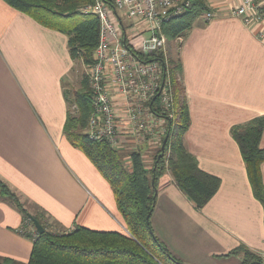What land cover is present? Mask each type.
<instances>
[{"label": "crops", "instance_id": "0c3cea01", "mask_svg": "<svg viewBox=\"0 0 264 264\" xmlns=\"http://www.w3.org/2000/svg\"><path fill=\"white\" fill-rule=\"evenodd\" d=\"M204 1L213 16L207 20L204 11L162 52L182 68L190 116L184 144L220 185L198 209L166 171L151 225L185 263L242 264L240 255L229 254L234 248L244 246L260 260L264 252V205L253 193L230 129L264 116V42L260 24L230 14L240 0ZM67 41L65 33L0 0V178L53 231L78 225L120 231L123 219L108 181L63 133L64 84L75 65ZM110 94L120 124L127 127L124 96L112 83ZM124 131V141L135 138ZM147 144L132 147L146 153ZM260 146L264 149V130ZM260 169L264 184V161ZM22 228L32 237L38 233L14 204L0 198V256L28 261L33 239Z\"/></svg>", "mask_w": 264, "mask_h": 264}, {"label": "trees", "instance_id": "16d2710c", "mask_svg": "<svg viewBox=\"0 0 264 264\" xmlns=\"http://www.w3.org/2000/svg\"><path fill=\"white\" fill-rule=\"evenodd\" d=\"M4 1L39 24L65 33L74 62H81L84 66L93 62V52L99 39V18L93 13L80 12L78 7L94 0ZM104 1L114 7L113 0ZM206 10L204 0H189L180 13L172 15L164 23L162 32L167 41L184 36L193 21ZM118 17L121 21V16ZM64 19L66 22H63ZM131 51L141 60H159L162 77L165 84L168 82V107L158 93L148 102L152 113L165 119L161 144L152 153L151 164L144 162L143 153L138 147L129 151L128 168L119 153V144L114 146L105 137L94 138L90 135L88 124L93 111V92L85 73L81 74L78 87L68 88L67 91L64 88L67 115L63 126L68 141L82 150L108 181L128 233L95 230L81 225L66 233L53 231L39 214L31 213L16 192L0 178V198L14 204L32 228L34 225L29 214L44 227L41 234L35 232L33 237L31 230L22 228L20 231L33 239L27 262L0 256V264H188L176 258L152 228L151 214L157 198L159 179L169 171L175 184L199 209L216 193L220 178L202 170L196 157L184 144L183 136L189 127L190 116L181 82V64L165 57L162 51L151 58ZM72 104L77 107L73 112L70 111ZM263 130L264 116H257L245 123L233 125L230 133L239 146L253 193L264 205V184L260 169L264 161V149L260 146ZM148 141L146 137L142 144ZM229 254L240 255L242 264L262 262L259 256L244 246L234 248Z\"/></svg>", "mask_w": 264, "mask_h": 264}, {"label": "built area", "instance_id": "2783aa9c", "mask_svg": "<svg viewBox=\"0 0 264 264\" xmlns=\"http://www.w3.org/2000/svg\"><path fill=\"white\" fill-rule=\"evenodd\" d=\"M188 2L189 0H113L112 7L104 0H94L79 7L82 13L97 15L100 22L93 62L85 66L93 92V111L88 124L92 137H105L112 145L117 146L125 135L124 129H129L139 143L147 137L149 144H161L165 119L154 115L148 102L158 93L168 107V82L165 84L162 77L159 60H141L131 50L149 58L163 51L167 42L162 32L164 23L172 15L180 13ZM119 12L122 13L121 21ZM229 12L240 17L245 24H260L258 36L264 42V0H240ZM115 16L119 19L120 26L115 22ZM212 16L211 12L204 14L207 20ZM123 18L127 24L123 22ZM109 77L112 82H108ZM110 83L115 84L126 101L127 127L123 128L120 124L117 109L110 96ZM260 258L264 262V252L260 254Z\"/></svg>", "mask_w": 264, "mask_h": 264}, {"label": "rangeland", "instance_id": "374dc122", "mask_svg": "<svg viewBox=\"0 0 264 264\" xmlns=\"http://www.w3.org/2000/svg\"><path fill=\"white\" fill-rule=\"evenodd\" d=\"M82 5H85V4H82ZM81 5V6H82ZM80 7V6H79ZM79 7H78V10H79ZM80 11V10H79ZM206 12H211V11H206ZM206 12L204 13V14H206ZM120 13V16L122 15V13L121 12H119ZM212 13V12H211ZM122 17V16H121ZM114 20H115V22L120 26V22H119V19L115 16L114 17ZM63 22H66V20L64 19L63 20ZM123 22H125L126 24H127V21L125 20L124 21V18H123ZM124 26V25H123ZM128 40V39H127ZM128 41H130V40H128ZM76 63V64H75ZM74 68H71L70 69V72H69V75L67 76V79H66V82H65V84H64V88H65V90L67 91L68 90V88H76V87H78L79 86V82H80V78H81V74L82 73H85L86 74V76L88 77V75H87V68L81 63V62H74ZM88 79V78H87ZM88 83H89V81H88ZM77 109V107H76V105L75 104H72L71 106H70V111H74V110H76ZM134 138V137H133ZM125 140V138L124 137H122V139L120 140V142H119V147L121 148L119 151V153H120V155H121V157H122V160H123V162H124V164L129 168V159H130V157H129V151H131V150H135L136 148H134V147H132L133 145H138L139 144V142H137V139L136 138H134V139H128L127 141H124ZM123 144H125V145H123ZM125 146V147H124ZM146 147H147V152L146 153H143V156H142V158H143V160H144V162L147 164V165H150L151 164V162H152V153L155 151V150H157L158 149V143L157 142H154V143H148L147 145H146ZM138 148V147H137ZM115 199V198H114ZM116 202V201H115ZM46 222V221H45ZM123 226H122V230H120V232H125V233H128V229L126 228V225H125V223H124V221H123ZM71 229H73V228H71ZM71 229H66V230H62V231H56V232H64V233H66V232H69ZM118 231V230H117Z\"/></svg>", "mask_w": 264, "mask_h": 264}, {"label": "water", "instance_id": "95a60500", "mask_svg": "<svg viewBox=\"0 0 264 264\" xmlns=\"http://www.w3.org/2000/svg\"><path fill=\"white\" fill-rule=\"evenodd\" d=\"M166 139H167V135H166V137L164 138L163 143H162V145H161V148H162V149L164 148V144H165V142H166ZM29 217H30V219L32 220L33 225H34L36 231H37L39 234H41V233L44 231V227L42 226V224H41L36 218H34L31 214H29Z\"/></svg>", "mask_w": 264, "mask_h": 264}]
</instances>
